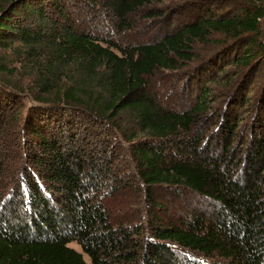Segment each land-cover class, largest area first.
I'll use <instances>...</instances> for the list:
<instances>
[{
  "label": "trees",
  "instance_id": "16d2710c",
  "mask_svg": "<svg viewBox=\"0 0 264 264\" xmlns=\"http://www.w3.org/2000/svg\"><path fill=\"white\" fill-rule=\"evenodd\" d=\"M64 1L0 0V49L20 43L37 68L36 100L24 120L20 97L0 90V264H209L216 256L222 261L216 264H264V86L250 122L242 115L247 98L238 93L241 101L231 97L221 109L227 114L212 125L220 127L213 132L205 126L211 85L233 65L241 67L242 83L264 65V0H194L184 6L198 14L183 10L187 22L156 43L128 50L78 32ZM109 1L124 20L163 0ZM216 36L225 38L221 49L196 57L195 45ZM72 67L83 82L67 81ZM182 67L191 73L187 84L196 94L191 109L167 110L144 94L146 78ZM7 72L14 75L0 65V83ZM70 106L100 119L133 117L136 139L145 137L134 150L138 176L154 206L163 205L151 189L167 186L214 202L215 213L181 224L155 217L151 239L144 226L114 225L101 198L114 170L67 139L60 118L63 124L73 118ZM23 131L29 135L26 153Z\"/></svg>",
  "mask_w": 264,
  "mask_h": 264
},
{
  "label": "rangeland",
  "instance_id": "374dc122",
  "mask_svg": "<svg viewBox=\"0 0 264 264\" xmlns=\"http://www.w3.org/2000/svg\"><path fill=\"white\" fill-rule=\"evenodd\" d=\"M47 1L43 0L44 4ZM193 1L163 0L160 3L153 2L148 9L144 8L128 15L124 20L112 9L109 0H65L64 4L66 3L65 10L70 15L71 21L69 24L78 32L92 35L100 39L104 44L111 42L117 49L128 50L136 45L156 43L165 34L172 32L187 22L189 20L187 18L188 14L183 10H192L193 14H198L196 8L184 6ZM46 11L51 14L50 12H53L54 8H47ZM224 42L225 38L216 36L211 43H198L195 45V56L205 57L214 54L221 49ZM20 48V43L16 42L12 49H0V65L6 66L8 71L13 70L14 72V75L7 72L3 82L0 83V90L2 88L20 97L23 102L24 120L28 114L29 107L33 105L32 100H36L35 92L37 91L33 76L37 75V68L33 67L32 62L28 61L23 49ZM257 62L258 60H255L254 64H258ZM79 74L81 73L75 67L65 73L68 76L66 77L67 81L71 82L72 85L77 82H83L82 78H79ZM240 74H242L241 67L233 65L227 69V74H224L221 82L219 80L211 85L213 88L210 97L212 111L211 115L210 113L205 115V117L207 116L205 126L208 125V128H213V132L220 125L215 128L212 125L218 123L219 118L224 113L227 114L228 111L223 112L221 109L226 106L231 97L233 100L241 101V97L243 96L244 98L246 96L248 102L245 103L244 112L242 113L245 116L244 122H250L255 114L253 106L260 100L259 96L264 86V65H257L254 72L248 75L244 83H242ZM73 75H76L77 78L69 79V76ZM190 75L191 73H187L184 67L176 71L158 70L152 76L146 78V92L144 91V94L147 93L150 98H156V101L167 110L179 113L189 110L192 108L196 96L191 91L194 89L189 88L187 84ZM230 76L234 77L233 83H229L225 79L230 78ZM8 83L16 88L19 86L18 88L22 90L19 92L14 91L13 87L6 85ZM238 93L241 97L238 96ZM69 108L76 111L73 113V118L66 120L65 124H63L64 120L60 118L63 122L60 126L62 130L65 128L63 132H65L67 139L70 138L75 144L81 145L89 152L91 151L93 157L101 158L106 166H111L114 170V179L109 182L101 197L107 206L114 225L124 227L144 226L143 228L148 231L147 238L151 239L152 231L150 226L152 221H155V217L164 222L177 221V224H181L182 220H190L194 215H205L204 217L210 218L209 216L215 213L217 207L214 202L188 190L173 189L167 186L151 189L156 201L163 206L159 208L152 204L146 186L138 176L134 150L140 139L145 137L136 139L139 129L133 117L123 115V118L120 119L107 120L94 117V114L92 115L84 108H76L74 106ZM84 111L85 113H83ZM65 115L70 114L66 113ZM201 130H203L202 127ZM201 130L198 131L201 132ZM21 136L23 138L22 145L26 153L25 142L29 135L26 131H23ZM184 137L185 135L181 134L178 138L179 142H182ZM154 143L157 142L154 141ZM176 145H179V143ZM166 147L173 148L171 152L180 153L178 149L169 143ZM24 151L23 161H26ZM242 153H245V150ZM22 172L24 170L20 167V170L17 171V176L23 175ZM123 180H130L131 185L122 189L118 188L116 184ZM71 247L78 252H82L81 247L76 243H72ZM173 247L176 249V246ZM195 257L203 260L198 255H195ZM85 258L88 262L90 261L86 256ZM214 258L208 259L207 262L209 264L222 262L217 256Z\"/></svg>",
  "mask_w": 264,
  "mask_h": 264
}]
</instances>
